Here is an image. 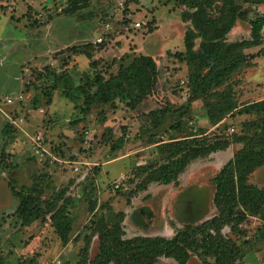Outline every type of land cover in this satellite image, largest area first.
Segmentation results:
<instances>
[{
	"label": "rangeland",
	"instance_id": "374dc122",
	"mask_svg": "<svg viewBox=\"0 0 264 264\" xmlns=\"http://www.w3.org/2000/svg\"><path fill=\"white\" fill-rule=\"evenodd\" d=\"M247 1L238 0L249 14L228 40L249 38L250 20L264 13V4ZM186 10L177 0H91L74 13L66 0H0V255L6 264H73L87 237L92 258L98 221H110L119 211L125 213L124 238L171 237L186 223L216 213L211 178L242 146L236 135L252 133L244 123L260 116L235 110L212 124L205 105L213 96L187 101V69L177 57L185 50ZM261 36L262 43L247 53L264 48V26ZM87 43L92 58L73 53ZM141 53L153 57L159 74L155 90L135 108L124 99L93 101L86 108L83 94L75 102L64 95L97 75L107 78ZM255 60L230 79L238 107L264 98V54ZM191 133L233 142L193 160L176 183L153 182L140 190L143 167L162 163L167 154L159 143ZM121 136L127 141L111 149ZM248 180L264 186V165ZM14 192L32 195L42 209L63 203L71 217L69 241L60 240L49 213L24 225ZM240 229L245 235L223 229L245 253L233 264H264V221L250 216ZM156 264L176 263L160 257ZM187 264L201 262L194 255Z\"/></svg>",
	"mask_w": 264,
	"mask_h": 264
},
{
	"label": "trees",
	"instance_id": "16d2710c",
	"mask_svg": "<svg viewBox=\"0 0 264 264\" xmlns=\"http://www.w3.org/2000/svg\"><path fill=\"white\" fill-rule=\"evenodd\" d=\"M91 0H66V9L74 13L86 7ZM187 7L182 21L188 22L185 29L183 54H177L179 61L186 65V86L189 90L187 101L214 97L206 102L207 115L212 124L237 110L239 114H256L259 120L245 122L252 133L236 135V142L242 146L228 159L211 178L215 187L213 204L216 213L198 224L186 223L178 228L171 237L162 235H134L124 238V212L119 211L105 221L101 218L93 235L98 238V251L90 258L91 237L85 239L77 261L73 264H156L160 257L171 258L176 264H187L192 256H197L201 264H233L240 262L245 253L241 244L223 233L239 231L242 223L250 216H258L264 221V186L249 182L250 174L264 165V98L246 102L238 107L230 79L242 67L255 64L256 56L264 54V48L254 53L246 50L262 43L261 29L264 26V13L250 20V37L228 40L227 35L238 20H247L249 10L238 0H177ZM249 2V0L247 1ZM264 4V0H255ZM12 18V17H11ZM198 40V43H196ZM75 47L74 54L93 57V45ZM103 46V43L99 45ZM158 69L153 57L146 53L137 54L127 64H120L115 73L107 78L97 75L93 83L76 85L74 89L64 90V95L75 102L83 94L87 104L98 101L112 103L124 99L130 108H135L156 88ZM93 89L92 92L90 90ZM260 124V125H259ZM171 128H177L171 125ZM177 130V129H176ZM127 141L124 136L112 143L111 149H120ZM232 140L211 139L205 134H186L171 137L159 143L166 151L162 163H149L143 168L146 175L138 185L140 190L147 189L150 183L170 184L178 181L179 175L195 159L208 157L212 153L227 150ZM5 153L0 135V157ZM37 183L32 185L36 188ZM19 197L16 209L24 225H29L45 214H50L51 226L60 240L69 241L71 217L62 203H51L42 209L30 194L14 192ZM92 235V236H93ZM78 239V235L74 237ZM209 258H212L210 260ZM0 264H6L0 255Z\"/></svg>",
	"mask_w": 264,
	"mask_h": 264
}]
</instances>
